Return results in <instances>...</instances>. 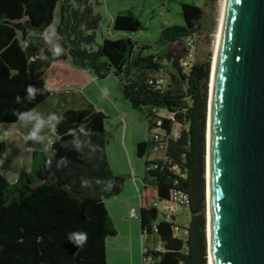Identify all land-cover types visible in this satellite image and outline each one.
<instances>
[{"label": "trees", "instance_id": "obj_1", "mask_svg": "<svg viewBox=\"0 0 264 264\" xmlns=\"http://www.w3.org/2000/svg\"><path fill=\"white\" fill-rule=\"evenodd\" d=\"M67 1L0 0V125L18 123L15 112L47 106L50 91L43 73L49 60L69 59L96 79L118 77L123 98L146 116L151 131L161 121L159 142L151 137L136 144L138 157L162 146L159 157L145 160L139 189L140 232L152 241L142 252L143 261L207 264L205 160L211 62L192 60L185 68L186 54L170 49L201 32L204 9L180 3L183 24L165 26L158 40L163 47L143 55V47L129 37L105 38L91 48L99 14L86 1L78 0L77 7ZM57 10L55 47L64 52L56 57L44 47L46 59L40 48ZM112 27L121 32L142 28L130 10L118 12ZM29 85L44 90L31 102L25 99ZM158 111L165 115L158 116ZM56 117L59 122L49 121L54 136H48L47 151L33 150L28 170L14 182L0 172V264H108L106 238L116 231L104 199L120 191L124 175L115 174L108 163L107 115L91 106L62 107ZM83 182L88 186L82 187ZM178 194L189 213L183 228L175 221L177 215L158 218L154 206ZM72 232L87 233L82 248L67 241Z\"/></svg>", "mask_w": 264, "mask_h": 264}, {"label": "water", "instance_id": "obj_2", "mask_svg": "<svg viewBox=\"0 0 264 264\" xmlns=\"http://www.w3.org/2000/svg\"><path fill=\"white\" fill-rule=\"evenodd\" d=\"M205 178L207 264H264V0H220Z\"/></svg>", "mask_w": 264, "mask_h": 264}, {"label": "rangeland", "instance_id": "obj_3", "mask_svg": "<svg viewBox=\"0 0 264 264\" xmlns=\"http://www.w3.org/2000/svg\"><path fill=\"white\" fill-rule=\"evenodd\" d=\"M91 7L93 13L99 14L100 21L95 29L94 43L91 48L96 49L103 39H117L129 37L136 42L138 47H143L142 54H156L163 47L159 43L160 33L165 26L172 24H183V16L180 3L187 2L195 4L204 9V22L199 34H195L189 40H183L170 46L178 54H186V46L192 41L193 61L206 60L212 54L213 33L218 14L220 0L211 3L207 0H83ZM72 6H78V0H68ZM123 10L132 11L140 20L142 28L134 32H121L114 30L112 21L115 15ZM59 22L58 10L55 12L54 22L44 32V45L40 48V56L48 59L44 47L52 52L56 45V26ZM147 46V47H146ZM45 68L43 78L47 88L52 95L50 100L54 101L58 91L70 97V89H77L93 104V106H104L108 112L104 128L110 136L106 145L107 159L110 168L115 174L119 172L124 175L123 184L118 193L105 198L104 202L113 222L116 233L106 238V254L108 264H147L143 261L142 252L152 241L147 240L146 234H141L138 220L139 189L142 186L145 160L157 158L152 149L143 157L136 154V143L152 137V131L146 116L138 110L133 109L123 98L121 82L116 76H107L98 81L85 83V77L89 75L85 70L72 64L67 60H49ZM165 78L166 74H162ZM82 83H79V81ZM83 87H80L83 84ZM82 86V85H81ZM82 88V89H81ZM102 90H106L105 96ZM95 104V105H94ZM40 117L44 115L45 125L40 131L44 137L43 141L32 146L29 141L26 145L25 137L29 128L21 123H5L0 125V143L3 152L0 155V172L9 181L14 182L22 171L29 169L30 150H45L48 145L47 136H54L50 128V115L55 114L51 106L45 109L35 110ZM43 111V112H42ZM165 115L158 111L157 115ZM56 115V114H55ZM121 118L123 120H121ZM124 121V125L122 124ZM34 123V122H33ZM30 126V125H29ZM152 127V126H151ZM126 133V145L122 146L124 130ZM28 146V147H27ZM28 150V151H27ZM134 209L136 217L131 216L130 211ZM158 218H161L159 212ZM189 213L186 207H180L176 216V223L180 227L188 224ZM182 228L180 233L182 234Z\"/></svg>", "mask_w": 264, "mask_h": 264}, {"label": "clouds", "instance_id": "obj_4", "mask_svg": "<svg viewBox=\"0 0 264 264\" xmlns=\"http://www.w3.org/2000/svg\"><path fill=\"white\" fill-rule=\"evenodd\" d=\"M22 51H25L26 49L24 47H21ZM64 50L60 46H56L53 53V56L59 57L61 54H63ZM103 94L105 96L108 95L106 90H102ZM27 94L25 96V99L29 102L35 100L37 94H43L44 90L37 89L32 85H29L26 90ZM16 102L21 103V98L19 96L16 97ZM14 115L18 118V122L21 123L23 126L28 127L31 125L30 130L25 137L26 141H33V142H42L44 137L38 135L40 133L41 129L45 125V120H43L40 115L35 110H30L27 112H15ZM50 120H55L59 122V118L56 117L55 114L50 115ZM34 122V123H33ZM45 146V150L47 151V145ZM50 163V160H49ZM59 167V165L57 166ZM111 183V182H110ZM87 182L82 183V187H87ZM111 188H106L105 190H110ZM67 241L73 243L77 246V248H82L84 244L87 242V233L85 232H72L69 233L67 236Z\"/></svg>", "mask_w": 264, "mask_h": 264}, {"label": "crops", "instance_id": "obj_5", "mask_svg": "<svg viewBox=\"0 0 264 264\" xmlns=\"http://www.w3.org/2000/svg\"><path fill=\"white\" fill-rule=\"evenodd\" d=\"M86 73H88L89 75H87L85 77V83H88V82H92V81H98V79H96V77L88 72V71H85ZM79 83H82V81L80 80ZM82 85V86H81ZM80 87H83L84 83L81 84ZM70 89V97L69 99L67 98V96L65 95V93H62L61 91H58L55 95V99L54 101H51L49 98L50 96L52 95L51 91H50V96L48 98V103H47V106L46 107H49L51 106L52 109L54 110L55 114H56V111L57 110H60L62 107H69V108H82V107H94L95 109L97 110H101L102 112H104L106 115H108V112L106 111L105 107L104 106H93V104H91V102H89V100L84 96V94L80 91H78L77 89H73V88H69ZM82 89V88H81ZM46 107H44L43 109H45ZM42 109V110H43ZM43 112V111H42ZM40 114V113H39ZM41 118L44 120V115L41 116ZM121 120H123L121 118ZM122 124L124 125V121H122ZM31 125L28 126V128L30 129ZM126 133H127V129L124 130V135H123V139H122V146H125L126 145ZM42 136V135H41ZM49 136V135H48ZM48 136H47V143H48ZM142 141V140H140ZM29 141H26V145L28 144ZM33 144L32 146L34 147L36 144L40 143V142H33L31 141ZM139 141H137L138 143ZM136 143V144H137ZM49 145V143H48ZM48 145H47V148H48ZM28 147V146H27ZM33 147H28L30 150V155H31V152L34 150ZM27 150V151H28ZM156 156L159 157V154L156 152ZM113 171V170H112ZM118 174H121L120 172Z\"/></svg>", "mask_w": 264, "mask_h": 264}, {"label": "built area", "instance_id": "obj_6", "mask_svg": "<svg viewBox=\"0 0 264 264\" xmlns=\"http://www.w3.org/2000/svg\"><path fill=\"white\" fill-rule=\"evenodd\" d=\"M188 48H187V53L186 57L182 60V65L187 68L190 66V63L193 59V45L191 42H188ZM161 124V121L156 122L155 128L152 130V138L154 141L159 142L161 139V134L159 130V125ZM176 135V133H174ZM161 145L154 146L152 149L153 151L157 152L159 156L161 155ZM185 202V199L182 195H174L171 200H161V201H156L154 202V206L156 207L157 211L160 212L161 214L165 215L167 218L173 216V215H178L179 214V209L180 207H183ZM131 216L136 217V212L134 209H131L130 211Z\"/></svg>", "mask_w": 264, "mask_h": 264}]
</instances>
